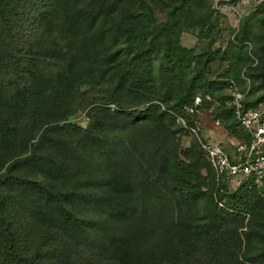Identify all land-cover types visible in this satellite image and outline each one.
<instances>
[{"label":"trees","instance_id":"obj_1","mask_svg":"<svg viewBox=\"0 0 264 264\" xmlns=\"http://www.w3.org/2000/svg\"><path fill=\"white\" fill-rule=\"evenodd\" d=\"M211 14L207 0H0L2 264H264V185L221 193L196 140L178 143L196 97L250 142L229 82L205 78L216 54L180 42ZM257 39L256 66L243 42L225 51L224 79L263 92L247 109L264 103Z\"/></svg>","mask_w":264,"mask_h":264},{"label":"rangeland","instance_id":"obj_2","mask_svg":"<svg viewBox=\"0 0 264 264\" xmlns=\"http://www.w3.org/2000/svg\"><path fill=\"white\" fill-rule=\"evenodd\" d=\"M207 5L210 6L212 14L210 19L211 25L206 29L208 31L206 36H201L198 27H184V29H181L182 31L179 36L180 42L182 46L195 50L197 55L207 53L210 49L216 54L215 58L211 57L210 59L213 60L210 63L212 64V68L210 72H205V78L219 82H229L230 85H228L223 95L226 98V106L232 104L234 95L238 93L245 96V101L254 103L263 92L252 95L249 79H244L247 82L246 85L237 81L224 79L225 71L229 69L231 62V59L225 56V51L231 43L235 46L241 45L244 47V51L247 53V57L251 63L245 66L244 69H247L249 66H256L259 63L257 38L259 35L264 34V26L259 20L264 18V0H207ZM163 10L161 7H155L154 13L159 23H164L167 20V12L164 8ZM238 42L243 43L239 45ZM231 58L235 59L232 54ZM198 92L199 89L196 93ZM222 109V104L211 100L209 108L201 110L196 121L202 129L203 134L213 136L227 150L233 153L235 147L232 143L234 141L232 133L234 131L217 121L218 119H222L219 115V111ZM254 109L264 112V103ZM86 114L84 112L77 114L71 119V122L78 123L86 128L89 123ZM232 121L233 119L228 121L229 126L233 125ZM218 122L220 123L219 125ZM180 137V139L178 137V143L181 147L183 146V150L192 146L193 138L190 134L184 132L180 134ZM204 175L206 174L204 173ZM229 190L232 191V189ZM222 204L224 205V202ZM220 206L222 207L221 204ZM246 216L245 227L252 214L250 213ZM256 242L260 245L259 240H256ZM0 264H2L1 256Z\"/></svg>","mask_w":264,"mask_h":264},{"label":"built area","instance_id":"obj_3","mask_svg":"<svg viewBox=\"0 0 264 264\" xmlns=\"http://www.w3.org/2000/svg\"><path fill=\"white\" fill-rule=\"evenodd\" d=\"M244 99L245 96L238 93L234 95L231 105L237 124L250 136V142L234 139L233 153L213 136L203 134L197 121L194 120V125H190L184 118L177 121L204 152L214 170L217 187L221 193L226 189L235 192L242 185L250 189L261 188L264 185V112L259 109H247L243 103ZM201 106V98L196 97L194 105L187 108L188 114L193 118L197 117L201 112Z\"/></svg>","mask_w":264,"mask_h":264}]
</instances>
